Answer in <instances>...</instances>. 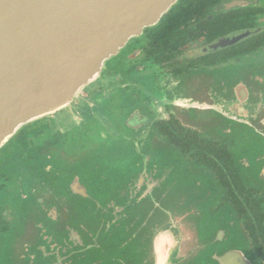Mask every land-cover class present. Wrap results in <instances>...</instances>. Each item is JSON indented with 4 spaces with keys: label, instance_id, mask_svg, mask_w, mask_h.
Returning <instances> with one entry per match:
<instances>
[{
    "label": "flooded vegetation",
    "instance_id": "1",
    "mask_svg": "<svg viewBox=\"0 0 264 264\" xmlns=\"http://www.w3.org/2000/svg\"><path fill=\"white\" fill-rule=\"evenodd\" d=\"M163 18L110 59L115 63L104 67L70 107L25 125L10 139L0 177L14 181L8 191L30 196L13 197L7 208L0 203V251L20 223L17 201L38 203L55 220L73 198V204H83L84 198L69 190L71 184L84 188L87 202H97L76 180L78 163L97 157L110 140L124 145L118 152L129 153V135L153 130L209 172L222 193L210 208L194 214L188 207L202 199H188L180 189H170L172 183H161L154 166H127L134 174L122 180L116 199L105 195L103 204L117 205L118 215L132 223L130 253L147 247L154 220L180 216L197 227L204 220L218 229V211L229 205L239 221L237 234L235 225L221 219L222 232L231 236L221 243L199 236L205 252L180 264H218L214 256L235 249L252 264H264V102L255 93L264 87V0H180ZM240 93L250 99L255 93V102H241ZM96 137L92 147L86 144ZM10 185L15 188L9 190ZM57 185L67 186L65 196Z\"/></svg>",
    "mask_w": 264,
    "mask_h": 264
},
{
    "label": "water",
    "instance_id": "2",
    "mask_svg": "<svg viewBox=\"0 0 264 264\" xmlns=\"http://www.w3.org/2000/svg\"><path fill=\"white\" fill-rule=\"evenodd\" d=\"M179 1L0 0V149L25 125L70 107L99 78L110 59L145 30L157 26ZM255 93L264 102V87ZM254 94L250 99V94L248 97L240 93V101L255 102ZM172 98L179 106V98L175 95ZM144 138L145 134H141L136 144L139 161L134 166H154L153 173L161 183L167 186L172 183L170 189H180L188 199H202L195 207H188L195 209L194 214L204 212L219 199L222 192L213 177L191 174L189 168L182 175L193 178L183 179L178 174L172 177L169 168L174 169L176 161L171 164L165 161L173 155L170 146L155 132L149 134L148 141ZM132 162L127 166L133 165ZM72 187L78 196L89 197L84 188L78 189L76 184ZM96 201L93 205L74 204L66 211L61 210L56 220L51 218L52 212H45L41 205L33 203L26 210L34 212L30 229L23 228V234L9 243L10 254L15 258L5 264H42L39 259L42 255L48 259L45 264H117L120 254L129 264H180L205 252L201 250L199 236L214 238L219 243L223 237L231 236L222 232V216L218 218V229L204 220L197 227L176 216L154 220L155 226L146 236L147 247L138 246L137 252L130 253L134 245L132 223L126 215H118L117 205ZM36 206L38 210L33 209ZM79 209L83 210L82 215ZM38 211L49 221L44 229L38 224ZM213 220L216 222V218ZM220 251L221 244L214 248V253ZM214 259L218 264H252L237 249ZM122 263H126L125 259Z\"/></svg>",
    "mask_w": 264,
    "mask_h": 264
},
{
    "label": "rangeland",
    "instance_id": "3",
    "mask_svg": "<svg viewBox=\"0 0 264 264\" xmlns=\"http://www.w3.org/2000/svg\"><path fill=\"white\" fill-rule=\"evenodd\" d=\"M112 59H115V58H112ZM109 61L105 64L104 67L111 66L115 63L114 61L109 63ZM214 74H216V73H214ZM202 127L205 128L204 126H202ZM151 133H153V130H149L148 132H144L145 142L148 141L149 134H151ZM126 134H128V132L120 133V135H126ZM129 137L132 138V140H131L132 148H130L128 150L129 153L126 152L125 149H122V150H120L121 152H118L119 151L118 149H121L122 147H124V145H122V144L115 145L116 142H113V140H110V142L107 144L108 145L107 148L106 147L101 148V151L97 152L98 155H95L97 157L92 156V157L88 158L87 161H84L82 163L81 162L78 163L79 167H77L76 170L79 174V176H77L79 179H76V180L80 182L82 187H85L87 189V191L89 192V194L92 197H95L96 199H98L101 204H103V202L105 200V195L107 197H110L111 196L110 194H112L114 192L113 198L114 199L117 198L118 193L121 190V186H122L121 182L129 173L126 171L127 165L129 163H131V161H133L132 162L133 165L136 162V159H137V156L135 154L136 153V144L139 143L140 139L138 138L139 136L137 134H133L131 136L129 135ZM97 139H98L97 137L96 138H89L88 141H86V144L87 145L90 144V147H92L94 145V142ZM117 141H120V139H117ZM238 147H239V144L236 146V150L238 149ZM10 148H11V143L9 142L0 150V161L3 159V157H5L6 153L10 152ZM170 149L173 152V155L170 158H166L165 161L169 162V164H171V163H174V160H175L176 164H177L176 166L174 165V169L169 168L170 171H172V175H171L172 177H174L175 174H178L176 176L182 177L183 179L193 178V176L182 175V173L186 171L185 168H189L191 174L196 173L198 175H208L209 177H213L209 172H206L198 164L186 160L184 158V156L180 153V151L177 150L176 148L170 146ZM122 151H125V152H122ZM130 156L132 158L131 161H130ZM171 158H173V159H171ZM180 163H183V164H180ZM89 168L91 169V171H93L91 173V175L88 174ZM95 168L97 170H95ZM98 169H106V170L103 171V170H98ZM56 171L58 173H60L58 170H56ZM0 173H2L1 168H0ZM61 174H63L65 177L64 173H61ZM184 174L187 175V173H184ZM11 182H14V181H12L10 179L3 181V179H1V177H0V203L1 202L3 203L2 204L3 208L4 207L7 208L8 206H11V203L7 202V201L12 199L13 197H16V199L17 198L25 199L26 197L30 196L29 194L25 195L24 193H21V194L17 193V191H8L9 184ZM214 182H215V180H214ZM215 184H216V182H215ZM72 185L73 184H71L69 186V190L70 189L72 190ZM2 186H4V187H2ZM216 186H217V184H216ZM57 187L60 189L58 191L62 190L60 193L63 196H65L66 190H63V189H66L67 186L57 185ZM14 188H15L14 185L13 186L10 185L9 190L14 189ZM9 194H12L10 198H8ZM108 194H109V196H108ZM70 196H72V195H70ZM73 202H74V198L70 202L71 207L74 206ZM82 203L84 204V206H86L87 204L93 205L92 202H87V199H85V198L82 201ZM32 205H33V203H21L19 201L16 202V205L14 206V208L18 210V214L20 215V223H18V226H15V228H16L15 231H13L12 233L10 232L11 234L6 235L4 238V244H3L2 250L0 251V264H5V262H7V260H11V261L14 260L15 255L10 254L9 243H11L12 240L15 239L16 236L23 234V232H24L23 228L25 230L30 229L34 212H30V211H26V210L31 208ZM38 206H36L33 209L38 210ZM3 208H1L0 210L3 211ZM79 213L82 215L83 210L79 209ZM37 216H38L37 218H38L39 226L40 227L42 226V228L44 229L45 225L49 222L47 217L44 216V214L39 212V211H38ZM220 216H222V219L226 225H228V224L235 225V227L233 228L234 231L240 230V227L238 225L239 221H238L236 215L234 214L231 206L225 205L222 208H220V210L218 211L217 217H220ZM224 223H222V226L224 228H226L224 226ZM124 254H125V251H124ZM121 257L122 256L120 254L118 258L121 259ZM39 259H40L42 264L48 263V259H47V261L45 260V255H42ZM124 259H126L125 256L122 257V260H124Z\"/></svg>",
    "mask_w": 264,
    "mask_h": 264
},
{
    "label": "trees",
    "instance_id": "4",
    "mask_svg": "<svg viewBox=\"0 0 264 264\" xmlns=\"http://www.w3.org/2000/svg\"><path fill=\"white\" fill-rule=\"evenodd\" d=\"M179 2H180V1H179ZM165 16H166V15H165ZM165 18H166V17H165ZM165 18H163V20H164ZM155 27H156V26H155ZM153 28H154V27H153ZM151 29H152V28H150V29H148V30H145V31L147 32V31H149V30H151ZM145 31H144V32H145ZM218 155H219V154H218Z\"/></svg>",
    "mask_w": 264,
    "mask_h": 264
}]
</instances>
